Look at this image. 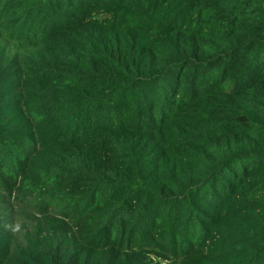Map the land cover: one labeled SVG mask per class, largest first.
<instances>
[{
    "label": "trees",
    "instance_id": "trees-1",
    "mask_svg": "<svg viewBox=\"0 0 264 264\" xmlns=\"http://www.w3.org/2000/svg\"><path fill=\"white\" fill-rule=\"evenodd\" d=\"M2 42L0 264H264V0H0Z\"/></svg>",
    "mask_w": 264,
    "mask_h": 264
},
{
    "label": "rangeland",
    "instance_id": "rangeland-1",
    "mask_svg": "<svg viewBox=\"0 0 264 264\" xmlns=\"http://www.w3.org/2000/svg\"><path fill=\"white\" fill-rule=\"evenodd\" d=\"M5 50L9 53L11 57L19 56L21 62H26L30 60L29 57H35L40 50L34 48H26L21 51L15 49L13 44L8 42L0 43V53ZM3 194L0 192V221L7 222L8 225L12 227L13 239L15 245L20 246L23 243V235L25 234L26 228L29 227V222L25 219V210L11 204H5ZM158 261V260H157ZM168 262H162L161 264H167Z\"/></svg>",
    "mask_w": 264,
    "mask_h": 264
}]
</instances>
